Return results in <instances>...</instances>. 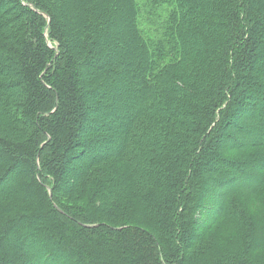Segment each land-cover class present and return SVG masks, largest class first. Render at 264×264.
I'll list each match as a JSON object with an SVG mask.
<instances>
[{"label": "trees", "instance_id": "1", "mask_svg": "<svg viewBox=\"0 0 264 264\" xmlns=\"http://www.w3.org/2000/svg\"><path fill=\"white\" fill-rule=\"evenodd\" d=\"M143 1L0 0V264H264V0Z\"/></svg>", "mask_w": 264, "mask_h": 264}, {"label": "rangeland", "instance_id": "2", "mask_svg": "<svg viewBox=\"0 0 264 264\" xmlns=\"http://www.w3.org/2000/svg\"><path fill=\"white\" fill-rule=\"evenodd\" d=\"M143 1V0H142ZM156 1V0H155ZM144 2V1H143ZM151 3H153V1H151V0H148L147 1V4H151ZM157 3V2H156ZM156 6H152L151 8H146V7H143L142 9H141V15H144L145 13H147V12H154L153 14H155L156 15V17L159 19V26H160V23H162L163 21H164V19L167 17V14H168V12H169V9H168V6L166 5V4H162V6H159V5H157V8H155ZM149 16H153V15H151L150 13H149ZM149 24V19L147 20V22L145 21V25H146V28H147V25ZM124 49L123 50H121V51H118V54H117V57L119 58L123 53H124ZM126 53V52H125ZM264 54V53H263ZM264 56V55H263ZM112 59H114L115 60V57H113ZM264 60L263 59H256V64H254V67H257L258 66V64L259 63H261V62H263ZM124 88L126 87V88H128V84L126 83V82H124ZM135 95V92H133V91H128L126 94H124L123 96V100H124V104H125V107L123 108L122 106H123V103H122V105H121V108H122V110H123V115H120L119 114V111L121 110V108L120 107H117V109H115V111L113 112V115H111V116H109V117H103L102 118V122H103V124H110L111 125V127H112V129L114 130V132H113V134L115 135V137H114V141H112V142H115V143H117L116 145H117V147H119L120 146V144L122 143V140H123V136L125 135V133H127L126 131L128 130V128H129V126L131 125V123H132V120L127 116V113H128V111H129V106H130V100H131V97L132 96H134ZM101 101L103 102V103H106L105 104V106H100V107H98L97 109L98 110H100V112L101 113H103L104 112V110L106 109V105H108V103H109V100L108 99H104V101H103V99L101 98ZM256 106H257V104H256ZM116 108V107H115ZM259 113L260 112H257V109L256 110H254V111H252V112H250V111H245V112H242L241 114H239V115H236L237 116V120L236 121H234L235 122V124H236V122H237V124L239 123L241 126H242V128L244 129V128H247V126L248 125H254L255 123L253 122V121H250V123H249V121L247 122V121H245V122H243V117H249V116H254V117H260V115H259ZM263 114H264V112L262 113V116H263ZM119 116V117H118ZM117 117H118V119H117ZM115 119V122L113 121ZM93 125H97V124H93ZM232 126L233 125H231V124H227L225 127H224V129H225V131L226 132H228V133H231L232 135H234V136H238V133H237V131H233L232 130ZM262 128H264V124H262V126H261ZM261 127H260V129H261ZM90 130H92V131H96L97 130V127H92ZM260 134V133H259ZM258 134V135H259ZM116 138V139H115ZM241 138V140H244L245 139V137H240ZM221 139V142L223 143V146L224 147H227L228 145H229V143H227L223 138H220ZM120 148V147H119ZM116 149H118V148H116ZM129 151H131V149H129L125 154L127 155V154H129ZM102 155H104V153H101V155L100 156H102ZM97 156H99V155H97ZM97 156H94L93 158H95V157H97ZM129 156V155H128ZM113 159V158H112ZM114 159L115 160H118V159H120V158H116V157H114ZM105 163L106 162H104L103 160H101V162H96V163H94L95 164V167L97 166H99V167H101V168H103V167H107V163H106V165H105ZM77 164V163H76ZM78 165V164H77ZM79 165H81L80 163H79ZM221 163H216V164H214V170H215V168H221ZM69 174H72V168L70 167L69 168ZM256 173H258L257 171H255ZM213 174V173H212ZM214 176V175H213ZM70 179L69 178H65V179H63L62 180V184L63 185H65V187L66 188H68V185L70 186L72 183H71V181H69ZM245 184H247V185H249L248 183H246L245 182ZM80 203H84V201H81ZM213 213V211H211V213L209 214V216L211 215ZM198 231V230H197ZM88 259H90V258H88ZM61 260L63 261V259L61 258ZM59 264H60V262H59Z\"/></svg>", "mask_w": 264, "mask_h": 264}]
</instances>
